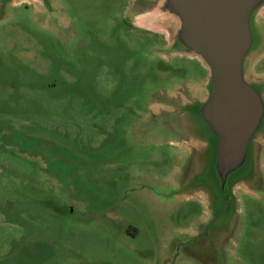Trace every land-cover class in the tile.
Returning a JSON list of instances; mask_svg holds the SVG:
<instances>
[{"label":"rangeland","instance_id":"1","mask_svg":"<svg viewBox=\"0 0 264 264\" xmlns=\"http://www.w3.org/2000/svg\"><path fill=\"white\" fill-rule=\"evenodd\" d=\"M133 2L0 12V264H264V168L253 192L187 197L199 142L169 127L207 76Z\"/></svg>","mask_w":264,"mask_h":264},{"label":"water","instance_id":"2","mask_svg":"<svg viewBox=\"0 0 264 264\" xmlns=\"http://www.w3.org/2000/svg\"><path fill=\"white\" fill-rule=\"evenodd\" d=\"M14 1L0 0L2 16ZM38 1L50 15L51 0ZM262 8L264 0L133 2V16L173 22L170 48L198 59L208 73L205 98L182 107L183 127H169L173 134L188 133L199 142L189 155L190 175L198 179L187 197L203 195L211 204L221 203L236 189L253 192L260 183L264 75L250 73L249 64L264 52L259 40L264 29L256 20Z\"/></svg>","mask_w":264,"mask_h":264},{"label":"crops","instance_id":"3","mask_svg":"<svg viewBox=\"0 0 264 264\" xmlns=\"http://www.w3.org/2000/svg\"><path fill=\"white\" fill-rule=\"evenodd\" d=\"M261 167L264 168V160L262 159L261 160V163H260ZM243 190V189H242ZM245 191V190H244Z\"/></svg>","mask_w":264,"mask_h":264},{"label":"flooded vegetation","instance_id":"4","mask_svg":"<svg viewBox=\"0 0 264 264\" xmlns=\"http://www.w3.org/2000/svg\"><path fill=\"white\" fill-rule=\"evenodd\" d=\"M202 67H203V69H204V71H205L206 76H208L207 70L204 68L203 65H202ZM204 78H205V76H204Z\"/></svg>","mask_w":264,"mask_h":264}]
</instances>
